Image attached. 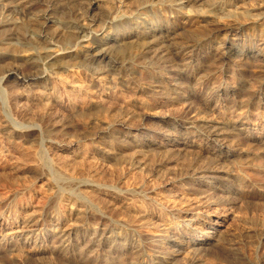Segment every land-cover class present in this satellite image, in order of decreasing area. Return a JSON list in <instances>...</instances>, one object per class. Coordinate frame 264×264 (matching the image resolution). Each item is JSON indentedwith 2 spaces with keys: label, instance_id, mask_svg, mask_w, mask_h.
<instances>
[{
  "label": "rangeland",
  "instance_id": "374dc122",
  "mask_svg": "<svg viewBox=\"0 0 264 264\" xmlns=\"http://www.w3.org/2000/svg\"><path fill=\"white\" fill-rule=\"evenodd\" d=\"M47 1L56 4L54 13L56 19H59L66 0ZM136 2L137 0H101L100 7L87 12L86 5L83 4L79 6V11L101 19L109 11L110 14L118 13L123 4L127 5V10L133 9ZM217 2L216 8L209 10V14L212 12L211 16L215 19L210 27L200 26L202 17L208 14L207 9L211 7L210 2L194 6V10L189 5L183 6V12L188 11L189 19L194 17L195 21L191 19L180 24L178 17L167 12L161 15L163 18H155L159 23L172 22L177 27V32L181 29L180 35L184 40L193 41L191 43L195 45V48H191L194 56H197L196 60L206 67L211 64L216 47L226 37L232 36L230 33L225 35L227 32L223 28L227 24L242 25L243 32L238 37L242 39L243 45L258 46L261 41L260 32L264 30V22L258 20L257 15L264 11V0H245L237 4L234 3L235 0ZM39 4L32 5L30 10L40 8ZM73 4L71 2L69 5L72 7L68 8L74 9ZM17 16L14 15L13 18L17 19ZM59 25L50 23L42 31L35 26L38 32L36 34L24 29L23 25L19 28L3 26L6 29L2 36L11 37L6 40L7 45L0 46V77H3L0 81V216L10 220H23L30 214L41 213L48 203H56L55 212L67 216L71 209L70 200L81 201L82 208L85 209L82 217L71 221L69 225V237L74 246L59 253L53 247L57 241L54 237L47 238L40 234L37 239L32 238L47 246L46 253L38 255L29 251L34 241L27 243L25 236L12 238L0 229V264H130L126 259L127 254L131 255L135 249L141 250L140 254L142 252L140 264H156L162 257L164 259L160 260V264H185L197 256L201 264H264V148L261 149L260 142L256 138H249L246 130L233 131L225 137L232 150L230 149L228 156L223 154L219 160L215 158V161L212 151H224V146L201 141L198 146L192 145L190 153L177 149L170 151L169 148L173 147L169 143V139L174 137L172 134L176 136L179 131H183L180 124L161 123L158 117L143 115L157 110L168 112L174 118L194 113L215 117L219 112L235 117L234 114L243 108L241 104L245 102L251 121L248 127L254 128L252 131L255 133H263L264 105L261 104L262 100L258 101V96L262 97L264 94V66L252 57L243 59L240 64L228 61L225 72H215L206 81L200 77L193 88L184 89L182 95L188 90L187 93L190 95L193 91L194 96L191 95L192 98L186 102H180L170 91V83L176 82L174 77L177 74L168 70L153 72L144 57L146 54H139L137 49L127 48L117 53L116 58L128 70L121 69L122 72L110 80L109 74L95 71L99 66L107 67L110 63L107 58L91 62L82 57L88 52L82 54L83 49L75 46L73 55L67 57L69 70L54 68L53 78L47 79L49 82L45 84L43 79L21 83L23 75L37 71L40 60L35 56L30 60L32 54L23 50L39 48L43 56L44 48L49 44L45 36L37 34L54 36L55 32H59L56 31L59 30L56 28ZM96 26L97 24L93 28ZM214 27H217L216 30ZM92 34H97L96 37L104 35L94 30ZM209 34L213 35L212 38L208 37ZM59 36L55 38L59 39V45L65 47L70 43L63 35ZM160 42L163 44L159 46H170L173 41L162 37ZM191 48L188 47L185 51ZM83 61L88 63L86 67L79 66ZM16 64L20 68L14 75L19 78L6 72L7 69L16 67ZM189 70L181 80L184 86L188 84ZM237 83L241 84L246 94L237 90L234 94H221L222 99L214 98L209 103L205 101L212 88ZM37 94L47 95L49 100L39 99ZM5 117L11 120V127L17 128L16 130L5 124ZM128 124L131 128L124 127ZM194 139V136L189 137V141ZM80 147L88 150V155L74 158L72 150ZM16 161H20L21 168L15 171L12 166ZM27 161H31L28 162V167L25 164ZM32 161H36L38 168H29ZM57 163H67L66 167L73 170V174L60 172L56 168ZM194 164L199 168H215L216 171L202 173ZM220 176L226 181L221 180ZM80 181L122 191L125 198H133L137 204L142 199L139 194L147 193L165 204L170 202L166 204L167 208H190L191 211L209 215L218 221L223 220L227 227L219 237L200 234L214 222L191 231L189 237H201L199 242L206 248L201 252L191 251L172 240L170 235L175 232L160 230L159 226L152 223L137 229L134 227L135 230L130 231V226H124V220L130 219L132 213L116 209L101 194L93 197L97 201L89 199L80 191L84 189L78 186ZM74 207L75 205L72 206L73 209ZM41 227H44L42 232L46 229L52 232L49 226H39ZM171 228L180 229L174 223ZM84 231L88 235L83 234ZM102 233L108 237L102 248L90 244L94 235L100 239L103 237ZM158 243H164L167 249L161 251L162 247ZM155 256L161 257L158 259Z\"/></svg>",
  "mask_w": 264,
  "mask_h": 264
},
{
  "label": "bare ground",
  "instance_id": "6f19581e",
  "mask_svg": "<svg viewBox=\"0 0 264 264\" xmlns=\"http://www.w3.org/2000/svg\"><path fill=\"white\" fill-rule=\"evenodd\" d=\"M63 1H65V0H63ZM217 1L218 0H137L133 9L130 8L127 10L126 9L127 5H125L126 6V8H125V6L123 4L122 7L125 9L122 8V10H120L118 13H115V14H110L109 13L110 11H109L108 13H105L101 19H99V18H96V17H93V16L87 14V12L89 9H92L95 7H100L99 5L101 4L100 3L101 0H66L65 6L63 5L64 4L63 2L59 1L60 3H63L62 6H64V7H62L60 10L61 15H60V17H58L59 19H56V17H55L56 13H54V12H55L57 6H55L56 4H54L53 2H48L47 0L46 1H42V0H0V2H2L0 5V6H2L1 7L2 13L0 14V46L7 45L8 41H6V40H8V37H11V36H7V35L2 36V33H4V31L6 29V28H3L4 25H10L12 28H16L17 26L19 28L20 26L23 25L24 29H27L29 32H31L33 34H36L38 32H36L35 26H37V30L42 31L50 23L51 24L59 23L60 24L59 26H57V27L55 26L56 28L59 29L56 31H59V32H55L56 34L54 36L47 35V34H45V35L37 34L39 36H45V38L49 44L48 47L44 48L43 56H41V52H40L41 50H39V48L23 50V51H28L30 54H32V56L29 58L30 60L33 59L34 56H35V58H38L40 60L38 61L39 65H37V71L35 70L36 72H33V73L29 72L30 74L23 75L21 78V81H20L21 83L22 82L28 83V82L43 79L44 84H45L46 82H49V81H47V79L49 80L52 77V75L54 74V72H53L54 68H66L67 70H69L67 57L70 56L71 54L73 55L72 51H73V47L76 48L75 46H80L83 49L82 54H84L85 52H88V53H85L82 57L84 59H88L91 62H94L95 59L99 60V59L107 58V60L110 61V63L107 64V67H100L99 66L98 68L95 69V67H96L95 66L93 68L97 72H100V73L103 72L105 74L106 73L109 74L110 80H111L114 77H117V75L120 74L119 72H122L121 69L128 70L125 67V65L122 63V61H119L116 58L118 55L117 53H121V51H123L124 49H127V48L133 49V50L137 49L139 54L140 53L146 54V56H144V57H146L148 65H151V69L153 72H157L158 70H168V71H174L177 74V76L174 77L176 82L173 84L170 83V85L172 86L170 88V91L175 95L174 98L176 100H178L180 102L181 101L186 102V101L190 100L192 98V96H194V95H192L193 91L189 95L187 93L188 90H186V92L182 95V92L184 89L193 88V86H195L198 83L196 80H198L200 77L203 78V81H206L215 72H219V71L225 72L227 70V69H225V64H227L228 61H232V62L236 61V63L240 64V62H242L243 59L246 60L245 58H251L252 57L253 59L260 62L261 63L260 65L264 66V30H262V33L260 32L261 35H259V36H261L260 37L261 41H260V43L258 42V46L257 45H249V44L243 45L244 43H243V41H241L242 39L238 37V34L243 32L242 25H240V24H232V25L229 24L228 25L227 24L226 27L223 28V30L227 32L225 35L227 36L228 33H230L232 36L226 37V39H224L223 43L216 47L214 53L212 54L211 64L207 63L208 67H206V66H203V64L201 65V63H199L198 60H196L197 56L196 57L194 56V51H192L193 48H191V47H194L195 45L193 43H191L193 41L184 40V37H182V35H180L181 29L177 32V27L174 26V24H172V22L166 23V24L165 23H159V22H156V19H155V18H159V17L163 18L161 15H163L164 12H167L170 14H174L175 18L178 17V19H177L178 23L183 24L186 21L194 18L193 17V18L189 19L190 13L188 14L187 13L188 11L183 12V10L185 9V8L183 9L184 5H187V6L189 5V7H191L192 10H194L195 9L194 6L202 5V4L204 5V3H206V2H210V6H211L210 9H207L208 7L206 8L208 10V12H207L208 14H204V16L202 17V20L200 19L201 22L199 21L202 24V25L200 24V26H209L210 27L214 24L215 19H213V17L211 16L212 12H211V14H209L210 13L209 10H211L212 7L216 8L215 3H219ZM243 1H245V0H235L234 3L237 4V3H240ZM71 2L72 3L74 2V4H73V7L75 6L74 9H70L72 7L69 5ZM38 3L41 4L40 8L38 7V8H36V10H30L32 5H36ZM83 4L86 5L85 7L87 9L86 10L87 12L81 13L79 11L81 7L79 8V6L83 5ZM68 6L70 8H68ZM83 7L84 6H82V8ZM57 9H60V8H57ZM126 10L129 12H127ZM6 12H9V13H6ZM204 12H205V10H204ZM14 15L15 16L18 15L17 19L13 18ZM165 15H167V14L165 13ZM257 15H258V20H263V22H264V11L257 14ZM213 16H215V15H213ZM193 20L195 21V19H193ZM126 23H127V26L125 25ZM188 23H190V22H188ZM96 24H97V26L93 28V26ZM7 28H9V27H7ZM214 28L216 30L217 27H214ZM93 30L100 32V35H102V34H104V35H102V37H96L97 34H92ZM209 30L211 31V29H209ZM46 32H48V31L46 30ZM60 34L63 35L64 37H66L70 41V43L65 47L58 44L59 39L58 40L55 39ZM212 36H213L212 34H209L208 37L212 38ZM162 37L163 38L164 37L169 38L170 40L172 39L173 42L171 44L169 43L170 46L166 45V44L159 46V44H161V43L163 44V42H160V39H162ZM201 38L202 37H200V39ZM155 45H158V46L155 47ZM188 47L191 48V50L189 49L188 51H185V49ZM41 49H43V48H41ZM79 50H81V49L79 48ZM17 55L22 56L20 54H17ZM74 55H76V54H74ZM70 60H69V62H70ZM248 60H250V59H248ZM33 61L36 62V60H33ZM18 63H20V62H18ZM86 63L87 62H85V61L80 62L79 66L81 67V66L85 65V67H86ZM19 65H21V64H19ZM89 66H92V65H89ZM212 67H214V68L212 69ZM19 68H20V66L17 65L16 67H11V68L7 69L6 72L10 75L11 74L14 75L16 72L19 71ZM187 69H190V70H189L188 81H187L188 84H186L187 87H185L186 85L185 86L182 85L181 80L183 78H185L184 73L187 71ZM122 75H119V77H121ZM14 76L16 78H19L17 75H14ZM2 78L3 77L1 76L0 81ZM237 90H240L246 94V92L243 89V87L241 86V84H238V83L234 84V85L228 84L227 87L219 85L217 88L216 87L212 88V90L210 91L211 94L208 96L209 99L207 98V99H205V101H207L209 103L210 100H212V99L214 100V98L217 100L222 99L221 94H224V95L234 94V93L238 92ZM251 95H252V93H251ZM36 96L39 99L49 100L48 97H46L47 95L37 94ZM250 97H252V96H250ZM258 98H259L258 101L262 100L261 104L264 105V94L262 95V97L258 96ZM250 100H252V99L250 98ZM241 105L243 106V108L240 111L236 112V114H234L235 117L224 115V114H221L222 112H219L218 115H216L215 117H204L203 115H200L199 113H194L191 115L189 114L190 116L177 117V118L175 117L174 118V117H171V115H169L168 112L164 113L161 111L159 112L157 110L149 112V113L146 112L143 115H152L154 117H158V119L161 123H170L171 124L172 122H174V123L180 124V127L182 128L183 131L182 132L179 131L178 135H176V136H175V134H172V135H174V137H171V139H169V140H171V141H169V143H171V145L173 147L169 148L170 151L172 149H173V151L177 149V150H180V152L185 151L187 153L191 150L192 145L196 144L198 146L199 143H201V141L202 142L204 141L207 144L212 143V144L220 146V147L224 146V148H226L224 151H222V149L218 150V151H215V150L212 151V153H213L212 158H214L213 160L215 161L216 159L219 160V158L223 154H225V155L229 154L228 152H230L232 150V148H230L228 146V144H227L228 140H226L225 137L227 134H229L233 131L246 130L247 132H249V134L247 133V136H249V138H256V141L260 142V144H261V149L264 148V132L260 133V134L257 132L258 133L257 134L254 131H252V130H254V128L248 127V125H249V123H251V121H250L249 116H248L249 110L247 107V103L242 102ZM122 121L124 122V120H122ZM4 122L8 126L9 125H10V127L12 126L11 120L9 118L5 117ZM129 124H131V123H129ZM129 124L125 125L124 127L131 128V126H129ZM11 128H12V130L17 129L14 127H11ZM30 129H32V128H30ZM252 132H254V133H252ZM168 136H170V135H168ZM190 136H194L195 139L189 141ZM180 137L186 138L187 140H185V139L183 140V138H180ZM179 139H181V140H179ZM178 141H180V142H178ZM69 142H70V140H69ZM167 142H168V139H167L166 143ZM68 144H70V143H67V145ZM207 144H204V145L206 146ZM70 145H72V144H70ZM231 145H232V143H231ZM233 148H234V146H233ZM202 149H204V148L202 147ZM87 151L88 150L84 149V147L83 148L80 147V148H77L76 150H72V154H74V158L86 157L88 155ZM185 152L183 154H185ZM30 160H32V159H30ZM63 161H61V162H63ZM16 162L17 163H15L12 166V168L15 169V171H16V169L21 168L20 163L18 161H16ZM28 162H31V161L25 162V164L27 163L26 164L27 167L29 164ZM57 162H60V160H58ZM35 163H36V161H35ZM35 163H34V161H32L31 167H29V168H32V169L38 168L36 165L37 163L36 164ZM64 164L65 163H57L56 168H58V170L62 173L73 174V170H69L66 167L67 163H66V165H64ZM200 166H202V165H200ZM198 168H199V166H198ZM199 169H200V172H202V173L203 172L207 173V172H211V171H216V170H214L215 168H210V167H208V168L200 167ZM199 169L197 171H199ZM19 170H17V171H19ZM193 171H195V170H193ZM218 178H219V176H218ZM220 179L226 181V179L222 176H220ZM78 186L84 187V189H82V190L80 189V191L82 193H84L83 195H85L89 199L93 200L94 199L93 197L96 196V194H99V195L101 194L107 199L108 202L111 203V204L110 203L109 204L112 205L113 207H115L116 209H122V211L125 210L127 212L132 213L133 217L131 215H129V217L131 216L130 219L124 220V218H123V220L126 222V223H124L125 224L124 226L125 227H127V225L130 226L129 227V228H131L130 231L131 230L134 231L135 230L134 227H136V229H137L138 227L152 223V224H155L156 226H159L160 230H164V231L169 230L172 233L175 232L172 235H170L171 237H173L172 240L176 244L185 245L186 248H189V250L191 249V251H195V252L200 251L201 252L203 250V248H205L201 245L202 243L199 242L201 240V237H197V238H193V239H191L189 237V234L191 233V231L198 229V228L200 229L202 226H204L206 224H211L212 222H214V224H212V226H210V227H207L204 230V232H202L200 230L201 231L200 234H206V235L212 234L211 235L212 237H216L217 235L219 237V235H221L227 227V225L225 223H223V220L218 221L217 219H215L214 217H211L209 215H206V214L203 215V214H200V212L191 211L190 208H186L183 206L182 207H175V206L171 207L172 204L170 206L171 208H167L166 204L170 203V202H167L165 204V202H163L162 200L152 198L147 193L146 194H139L142 196V199L137 204L136 202H134L133 198L132 199L128 198V197L125 198L123 195L124 192L122 193V191L112 190V188L110 190L107 187H106L107 188L106 189V188L100 186L99 184L90 183V182H83V181L78 182ZM130 194H132V193H130ZM98 196H96V197H98ZM95 200H93V201H95ZM100 200H101V198H100ZM70 201H71L70 202L71 203V209H70V212L67 216H64L63 214L61 215V214L55 212L56 211L55 210L56 203L55 204L54 203H52V204L48 203L46 205V207L42 210L41 213L30 214L27 218H25L23 220L22 219L17 220L16 218H12V220H10L7 217H6L7 218L6 219L3 216H0V226H2L0 229L2 232H6L9 236H12V238H15V239L20 238L22 236H25L27 243L31 242L32 238L37 239V237L40 234H42V236L46 235L47 238L54 237L57 241L55 242L56 245L54 244L53 247L55 248V251L59 253L65 249H68L69 246L73 245L71 243L70 237H69V234H70V232H68L70 230L69 225H71V221L74 222L75 219L82 217V211H84V209H85L84 207L82 208L83 204L81 201H79V200H76V201L70 200ZM107 201H105L106 204H107ZM96 203L97 202H95V204ZM101 203H102V201H101ZM74 205H75V207L73 209L72 206H74ZM103 205H105V204L103 203ZM99 206H100V204H99ZM165 206H166V208H165ZM126 218L127 217L125 216V219ZM4 221H6V223H4ZM173 223L176 224L177 226H179L180 229L172 230L173 228H171V224H173ZM180 223H181V225H180ZM39 226H49L52 228V232H49L48 229H46L45 232H42L44 227L39 228ZM222 227H224V228H222ZM110 233H111V236H113V233L111 231H110ZM83 234H87V232L84 231ZM187 235H188V237H187ZM101 236H103V233L101 234ZM93 237H94V239L90 242V244L96 245L98 248H102L103 245L107 243L106 238H108V237H106V236H103L100 239H97L95 237V235ZM202 237H203V235H202ZM161 238H163V237H161ZM220 238L222 239L223 236H220ZM220 238H219V240H220ZM72 239H74V238H72ZM165 239H163V240H165ZM158 240H161V239H158ZM32 241H34L33 242L34 244H33V247H31L29 251L37 253L38 255L46 253L45 251L47 250L46 249L47 246H45V244L43 245L40 242H37L36 240H32ZM219 242H221V241H219ZM158 244H160V247H162L161 251L162 250L165 251V248L167 246L164 243H163V245H162V243H158ZM71 248H72V246H71ZM158 249L159 248H157V250ZM11 250H13V248ZM176 250H178V249H176ZM205 250H206V248H205ZM140 251H139V249H138V251L135 249V251L132 252L131 255L128 256V254H127V258H126L127 262L130 264H140L141 262H140L139 258L142 255V252L140 254ZM158 256H155V257L157 258ZM160 257H158V259ZM163 259H164V257L160 258V260H163ZM160 260L156 264H160L161 263ZM185 264H201V260L197 256V258L196 257L192 258L189 262H185Z\"/></svg>",
  "mask_w": 264,
  "mask_h": 264
}]
</instances>
